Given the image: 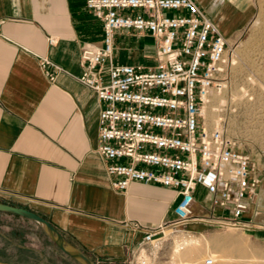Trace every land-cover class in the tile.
<instances>
[{"label": "crops", "instance_id": "crops-1", "mask_svg": "<svg viewBox=\"0 0 264 264\" xmlns=\"http://www.w3.org/2000/svg\"><path fill=\"white\" fill-rule=\"evenodd\" d=\"M195 1L203 10L201 0ZM208 3L203 11L222 31L220 3ZM0 19V203L47 220L70 248L93 262H127L143 235L125 223L154 227L171 219L176 192L133 182L123 194L111 186L97 152L103 104L78 80L85 44H103L102 21L89 12L86 0H0ZM129 34L141 38L130 42ZM50 37L57 39L53 46ZM122 38L144 56L156 52L150 36L117 33L116 63L154 65L119 55ZM42 59L60 70L43 68ZM210 208V196L200 190L195 211L208 215ZM47 242L38 223L0 211V262H52L56 250Z\"/></svg>", "mask_w": 264, "mask_h": 264}, {"label": "built area", "instance_id": "built-area-1", "mask_svg": "<svg viewBox=\"0 0 264 264\" xmlns=\"http://www.w3.org/2000/svg\"><path fill=\"white\" fill-rule=\"evenodd\" d=\"M86 7L102 21L103 44H85L78 80L103 104L97 152L111 186L123 194L133 182L176 192L171 219L126 227L141 233L145 246L167 229L204 222L195 211L203 190L219 224L248 228L243 221L261 186L260 167L223 125H209L204 116L211 92L226 87L228 37L195 0H86ZM117 33L150 36L154 65L116 63ZM41 65L53 64L42 59Z\"/></svg>", "mask_w": 264, "mask_h": 264}, {"label": "rangeland", "instance_id": "rangeland-1", "mask_svg": "<svg viewBox=\"0 0 264 264\" xmlns=\"http://www.w3.org/2000/svg\"><path fill=\"white\" fill-rule=\"evenodd\" d=\"M208 1L201 0L203 10L209 7ZM238 1L235 7L225 0H215L220 3L218 13L225 16V26L221 28L228 37L230 49L225 67L226 87L211 95L207 103V117L204 115L209 123L223 125L260 167L261 186L243 221L248 228L219 224L221 220L216 214L214 216L210 208L208 215H200L204 222H192L179 231L167 229L155 245H139L127 262L113 263L91 261L82 252L70 248L63 237L65 247L83 254L91 264H205L211 255L218 257V264L242 256L241 260L264 263V0ZM132 36L129 34L130 42L141 38ZM124 38L118 47L119 55L130 60H142L151 66L154 55L144 56L143 52L133 47V43L127 46ZM202 202L208 205L204 199ZM38 224L45 229L56 250L53 256L55 260L1 264H86L65 253L57 244L56 236H51L44 225ZM50 242L45 245L51 246ZM237 246H241V249ZM178 248L180 256L175 253Z\"/></svg>", "mask_w": 264, "mask_h": 264}, {"label": "water", "instance_id": "water-1", "mask_svg": "<svg viewBox=\"0 0 264 264\" xmlns=\"http://www.w3.org/2000/svg\"><path fill=\"white\" fill-rule=\"evenodd\" d=\"M0 211L17 214V215L29 218L31 220H34L44 225L51 236L53 237L56 236L57 244L65 253L83 260L86 264H91L90 261L83 254L79 252H74L73 250H70L69 248L65 247V243H64L65 241H64L62 234H60L51 223H49L47 220L43 219L42 217L38 216L37 214L29 210H26L24 208L14 207V206H10L7 204H1V203H0Z\"/></svg>", "mask_w": 264, "mask_h": 264}, {"label": "bare ground", "instance_id": "bare-ground-1", "mask_svg": "<svg viewBox=\"0 0 264 264\" xmlns=\"http://www.w3.org/2000/svg\"><path fill=\"white\" fill-rule=\"evenodd\" d=\"M215 92H217V91H212L211 92V94H210V96L206 99V105H205V108H204V113H205V115H206V117H207V103L209 102V98L211 97V95L213 94V93H215ZM204 115V116H205ZM206 119V118H205ZM206 123L207 124H209V125H215V124H217V123H209L208 121H207V119H206ZM237 248H239V249H241V246H237ZM175 253L177 254V255H179L180 256V249L178 248V249H176V251H175ZM244 256H242V257H239V258H237V259H234L233 261H231V262H227V263H225V264H264L263 262L261 263V262H255V261H249V260H247V261H245V260H241L242 258H243ZM211 259L213 260V264H215V263H217L218 264V257L217 256H215V255H211ZM207 261V260H206ZM205 261V262H206ZM204 262V263H205ZM182 264H193V262H186V263H182Z\"/></svg>", "mask_w": 264, "mask_h": 264}]
</instances>
